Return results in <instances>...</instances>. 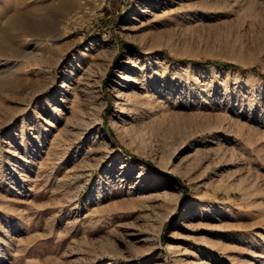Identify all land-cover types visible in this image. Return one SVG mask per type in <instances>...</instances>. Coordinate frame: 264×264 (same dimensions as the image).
<instances>
[{"label":"rangeland","instance_id":"obj_1","mask_svg":"<svg viewBox=\"0 0 264 264\" xmlns=\"http://www.w3.org/2000/svg\"><path fill=\"white\" fill-rule=\"evenodd\" d=\"M76 1L0 89V264H264V0Z\"/></svg>","mask_w":264,"mask_h":264},{"label":"bare ground","instance_id":"obj_2","mask_svg":"<svg viewBox=\"0 0 264 264\" xmlns=\"http://www.w3.org/2000/svg\"><path fill=\"white\" fill-rule=\"evenodd\" d=\"M6 1L7 3L11 2V0ZM13 7L9 5V10H12ZM80 8L76 0H60L56 7L48 9L47 14L40 18H34L14 11L7 15L4 14L3 7H0V12L5 15L3 27L14 31L10 32V39L0 35V62L7 61L0 64V89H12L21 84V76L17 73L25 71L27 66L21 68L23 64H19V61L24 58L31 60L33 54L37 55L35 52H39V55L43 56V49H51L53 38L62 36L69 27V22L81 14L82 9ZM24 37L27 41L36 44L33 52L20 48L19 41H23ZM35 85V82H31L27 87L33 90Z\"/></svg>","mask_w":264,"mask_h":264},{"label":"trees","instance_id":"obj_3","mask_svg":"<svg viewBox=\"0 0 264 264\" xmlns=\"http://www.w3.org/2000/svg\"><path fill=\"white\" fill-rule=\"evenodd\" d=\"M197 63L202 64V65H210V64H221L223 66L226 67H238L237 65L233 64V63H227V62H219V61H214L211 59H207V60H196ZM251 70L258 72V70L253 67L251 68ZM264 75V73H262ZM126 153L130 154L129 151L125 150Z\"/></svg>","mask_w":264,"mask_h":264}]
</instances>
